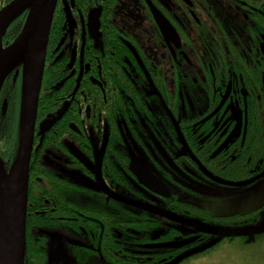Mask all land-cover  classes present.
I'll return each mask as SVG.
<instances>
[{
    "label": "flooded vegetation",
    "instance_id": "af4514ba",
    "mask_svg": "<svg viewBox=\"0 0 264 264\" xmlns=\"http://www.w3.org/2000/svg\"><path fill=\"white\" fill-rule=\"evenodd\" d=\"M54 16L26 207L44 218L30 232L47 264L53 234L65 264L182 263L222 244L187 257L213 236L161 212L226 229L264 217V204L251 203L264 191V0H57ZM196 211H216L223 224ZM149 216L157 233L176 234L153 238Z\"/></svg>",
    "mask_w": 264,
    "mask_h": 264
},
{
    "label": "water",
    "instance_id": "95a60500",
    "mask_svg": "<svg viewBox=\"0 0 264 264\" xmlns=\"http://www.w3.org/2000/svg\"><path fill=\"white\" fill-rule=\"evenodd\" d=\"M56 2L57 0H11L0 9V90L9 74L14 73V77H17L20 73L17 146L14 160L9 166L11 168L7 170L0 159V169L11 177L9 190H5L0 183V264H25L29 162L46 47ZM22 14H24V19L18 34L10 43L4 45L3 37L7 28ZM97 17L98 15H95L98 25ZM90 21L92 24L95 23L91 15ZM158 23L161 25V20ZM1 108L5 113L7 99L1 103ZM62 112L63 109L59 110L56 118L41 122L40 132L48 129L61 116ZM148 180L146 184L149 189L162 193L158 189L161 186L160 183ZM251 203L252 207L264 204V191L253 196ZM161 215L180 223L192 224L197 230L216 234L217 238L241 234L250 236V232L255 230L248 226L229 229L217 228L183 221L171 213L161 212ZM260 221L259 227H264V217ZM60 240L59 234H53L48 252L49 264H65ZM188 241L189 239L176 240L153 246L176 248L187 244Z\"/></svg>",
    "mask_w": 264,
    "mask_h": 264
},
{
    "label": "trees",
    "instance_id": "16d2710c",
    "mask_svg": "<svg viewBox=\"0 0 264 264\" xmlns=\"http://www.w3.org/2000/svg\"><path fill=\"white\" fill-rule=\"evenodd\" d=\"M24 14L18 17L16 21L9 27L8 31L6 32V35L4 36L3 40L11 41L13 40L16 35L18 34L23 19ZM55 16L52 21V25L50 28V34H49V40H48V48L53 43L54 39V32H55ZM49 70L50 66L49 64H45L44 71H43V77H42V88L39 95L38 100V108H37V119L40 120L43 118L45 110V88L50 85L52 81H50L49 78ZM14 76V75H13ZM57 80L58 78L55 77ZM15 83L14 87L9 93V101L7 110L5 113H3L2 108L0 107V159L4 163L5 167H9L11 163L14 160L15 152H16V146H17V121H18V107H19V88H20V75L17 77H14ZM56 83V82H54ZM31 166V163H30ZM31 194L29 192L28 194V203L31 201ZM207 215H202L201 212L196 211L195 216L197 218H201L203 221L214 224V225H222V217L220 215H217L216 211H207ZM33 216L32 211H29V208L26 210V251H25V264H47L46 261V252L42 246L41 243L34 242L35 239L33 235L30 232L31 226H33ZM40 227L45 226V221L43 216L36 217V220L34 222ZM147 229L148 234L152 236L153 238H158L159 240H167V238L172 237L176 234V232L171 229L165 230L163 228L162 233H157L159 230H157L156 226L160 227L158 222L155 220V218L149 216L147 220ZM213 238L210 239V241L206 242L205 244L201 245L199 248L194 249L193 251H190L187 255L191 258H197L199 256L204 255L207 253V251H204L206 249L214 250L219 245L223 244L227 241H232L234 239L239 240H245V236H248L247 234H241L238 236H226L217 238V235H213ZM38 239L40 241H43V237L39 236ZM247 240V239H246ZM39 241V242H40ZM215 241V242H213ZM213 242V243H212ZM210 243H212L210 246H208ZM121 245L117 244V247H120ZM199 249V250H198ZM118 254H116L117 258ZM169 260V259H166ZM168 262L167 264L171 263Z\"/></svg>",
    "mask_w": 264,
    "mask_h": 264
},
{
    "label": "rangeland",
    "instance_id": "374dc122",
    "mask_svg": "<svg viewBox=\"0 0 264 264\" xmlns=\"http://www.w3.org/2000/svg\"><path fill=\"white\" fill-rule=\"evenodd\" d=\"M11 167H6L8 170ZM261 221L252 224L248 227L252 230L250 232V240H256L255 242L243 241L234 239L229 242H224L215 251L211 252L203 258L187 259L180 262L174 258L171 264H264V227H259ZM259 229H256L258 228ZM190 261V262H189ZM189 262V263H187Z\"/></svg>",
    "mask_w": 264,
    "mask_h": 264
},
{
    "label": "bare ground",
    "instance_id": "6f19581e",
    "mask_svg": "<svg viewBox=\"0 0 264 264\" xmlns=\"http://www.w3.org/2000/svg\"><path fill=\"white\" fill-rule=\"evenodd\" d=\"M0 183L5 190L11 187V177L0 169Z\"/></svg>",
    "mask_w": 264,
    "mask_h": 264
}]
</instances>
